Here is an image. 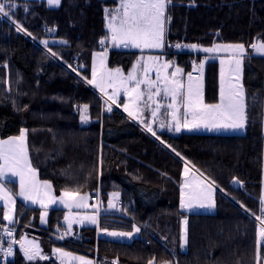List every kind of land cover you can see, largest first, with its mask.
<instances>
[{
	"label": "trees",
	"instance_id": "1",
	"mask_svg": "<svg viewBox=\"0 0 264 264\" xmlns=\"http://www.w3.org/2000/svg\"><path fill=\"white\" fill-rule=\"evenodd\" d=\"M12 2L15 7L5 9L9 16L0 15V136L28 130L30 161L57 194L92 195L99 189L106 204L110 193L119 191L122 204L101 212L98 226L74 228L70 242L55 236L67 227L64 209H50L41 224L40 208L15 199L14 236L6 237L0 211V247H14V256L0 258V264H62L55 248L93 257L97 264H264V241L257 244L262 225L255 218L264 201V56L246 57L245 133L156 130L155 138L120 109L111 105L108 111L109 102L87 82L96 54L106 48L112 67L129 70L137 60L139 52L115 46L110 38L105 9L117 8L119 0H60L58 6L47 0ZM167 15V45L203 50L218 43L243 44L252 53V44L264 42V0H172ZM168 57L186 72L195 58L204 60L190 49ZM76 64L80 76L67 67ZM219 90L220 63L206 60V100L218 101ZM85 104L91 117L87 125L80 119ZM188 162L217 187L215 211L181 208ZM8 183L16 193V184ZM185 218L186 250L181 246ZM137 224L142 235L132 241L97 234L99 229L132 231ZM25 234L40 239L42 256L27 259Z\"/></svg>",
	"mask_w": 264,
	"mask_h": 264
},
{
	"label": "snow or ice",
	"instance_id": "2",
	"mask_svg": "<svg viewBox=\"0 0 264 264\" xmlns=\"http://www.w3.org/2000/svg\"><path fill=\"white\" fill-rule=\"evenodd\" d=\"M49 6L60 4V0H47ZM172 3V0H119V7L115 9H105L106 18L108 19L107 27L110 30V38L115 46L135 47V48H149V49H162L164 47V39L166 33V24L170 23L171 17L166 14L168 5ZM15 7L12 0H4L0 2V15L5 17L9 16L10 12L6 11ZM26 31L24 29H20ZM46 31H54V29H46ZM31 35L30 33H28ZM108 39L107 37L105 40ZM105 40H101L100 43L104 44ZM43 44L47 45L48 41H42ZM63 43H67L64 41ZM174 47L177 49L181 47L197 48V45H181L176 44ZM251 48L258 54L264 55V42H258L252 44ZM230 51L232 57L235 60V76H230L229 84L227 89L224 86L223 70L221 71V85H220V96L219 103L217 104H205L203 99L202 84L197 82L195 89L193 88V77L191 73H188L189 84L187 87V95L182 98L183 106L186 108L185 121L181 125L177 119L176 113L179 111L180 105L177 104V98L181 96V89L183 85L179 79H176L177 74L183 72V69L176 67L172 73V78H169L167 74L161 77L159 71L157 72V80L151 79H137L136 71L137 66L140 65L141 60H137V64L133 66L131 72L125 77L121 69H107L105 65L106 53H97L99 58V64L104 73L109 79L116 81L117 92L122 87L127 92L129 103L123 105L124 110L128 112L129 116L140 120L139 115L140 103L143 101L148 107H151V116L155 118L160 112V109L165 107L161 104L156 97L161 95L163 91L165 97H170L172 103L167 105V108L172 109V119L176 122L174 130L176 132L181 131L182 128L187 130H197L200 128L208 129H243L245 126V92L243 84L241 83L240 77V65L245 48L243 44H232V45H214L211 48H204L203 51L206 53H214L218 51ZM142 59V58H141ZM158 57H148L149 61H157ZM225 62L221 60L223 65ZM71 67V65H69ZM159 67L167 69L169 63L160 65ZM200 67L203 68V62ZM75 71V69H73ZM144 72L148 71V67L143 68ZM97 72L93 69L92 79L88 80L89 84L95 85L100 89L101 92L107 97L106 103L111 101L115 103V96H109L106 87H115L116 85L105 84V76L100 75L99 80L97 79ZM134 81L135 86L129 88L128 82ZM159 81V83H157ZM141 84H146L148 92L147 94L141 91ZM155 89V91H153ZM146 97V99H145ZM150 102V103H149ZM154 105V107H152ZM83 110L80 116L81 121L86 122L89 117L87 115L88 105L82 106ZM108 111H111V105L108 106ZM187 112H190L192 119H187ZM143 123V121L141 120ZM160 128H164L163 122L159 125ZM145 128L153 136L156 135L155 131L149 124H145ZM27 129H21L19 136L9 137L7 140H0V177H5L9 173L12 176H18L20 178V192L19 195L24 197L26 200H31L33 203H40L42 207L47 209V205L43 199L37 200L33 195L29 194L30 190H35L34 177L36 170L32 167L31 161L28 156L27 146ZM171 148V145H168ZM175 152V149H172ZM177 155H179L177 153ZM190 163V162H188ZM190 169L187 164L184 168V174L187 177ZM212 183H205L204 181L197 180L196 183H192L185 180L182 185L181 191V208L192 209L194 206L199 207H213L214 201L212 199L213 187ZM42 187L48 191L45 196L48 197V203L55 204L57 202L66 204L69 208L75 204L76 207H84L85 204L82 201L87 200V196L78 197V193L65 190L63 196L57 200L56 197L49 195L51 191V185L45 181ZM116 195V194H114ZM0 201L4 202L8 206V213L5 214V219L12 220L13 216L11 213L14 211L15 199L9 193L7 189L0 184ZM195 202V203H194ZM261 216H264V201L261 203L260 208ZM47 212L41 216V220L44 221ZM255 216V213H253ZM261 216L255 217L262 225L259 230L258 246L261 241H264V219ZM67 220L68 217H65ZM92 222L96 223L95 217H92ZM187 221H185V224ZM71 228V222L68 225ZM106 231V230H105ZM139 232V229H136ZM115 237H130L131 232H111L108 233ZM67 235V233H65ZM63 239V236L61 237ZM184 243H187V229L185 228ZM183 247V245H181ZM4 249L0 248V252ZM25 255L27 259L33 260L39 257V251L30 252L25 249ZM60 254L61 258L71 257L70 253L64 252L62 249L55 250ZM12 253V246L9 245L6 251V255ZM47 257H45L46 259ZM74 260H78L80 264H93L92 261L86 260L83 257H71ZM259 260V248H257V261ZM149 264H152L150 261ZM163 264H169L165 261Z\"/></svg>",
	"mask_w": 264,
	"mask_h": 264
},
{
	"label": "rangeland",
	"instance_id": "3",
	"mask_svg": "<svg viewBox=\"0 0 264 264\" xmlns=\"http://www.w3.org/2000/svg\"><path fill=\"white\" fill-rule=\"evenodd\" d=\"M47 41L48 42L52 41V37H51V39H49ZM166 45H167V43H166V33H165L164 47L162 49H151L150 50L149 48H144V49H140L139 48L140 50H138V51H140V53L138 54L137 60L138 59L141 60V63H140V65L137 66L136 76H137V79H145V78H147V79H151V80L155 81V80H157V72L158 71H159L161 77H163L165 74H167L169 76V78H172V73L175 71L176 67H179V68L183 69V72L180 73V74H177V77H176V79H179L181 84L183 85V88L181 89V96L177 98V104L180 105V107H179V111L176 113L177 119L180 121L181 125H183V123L185 121L186 108L183 106L182 98L186 97V96H184V94H186L185 93L186 92V88L188 87V84H189L188 73H191V72H186L185 68L182 67L181 65H179L177 63L176 59L167 57V54L164 53V51L166 49ZM217 45H232V44L218 43ZM244 48H245V51H244V53H245V52L248 51V48L245 45H244ZM47 49H48V47H47ZM145 49H149V50H145ZM106 50L109 51V49L106 48L105 51L101 52V53H106L105 65H106V68L109 69V70L119 68V69L122 70L123 75L126 77L131 72L133 66L137 64V60H136L134 65L129 70L125 69L123 66L112 67L108 63L107 51ZM221 52H223L225 54H223ZM211 54H213V55L208 56L207 59H210V58L215 59V58H217V60H219V63L221 62V60H223L225 62L223 65L220 63V77H221V71L223 70L224 86H225V89H227V86L229 84L230 76H235V74H236L235 71H234V69L236 67L235 60L232 57V54H231L230 51L221 50V51L214 52V53H211ZM214 55H216V56L214 57ZM150 56L151 57H158L159 59L157 61H155V62L149 61L148 57H150ZM240 59H241V65H240L241 83L243 84L244 92L246 94L245 78H244L246 58H245V56H242V57H240ZM205 61H206V59H204V62ZM165 63H169V67L166 70L161 68V67H159L160 65L165 64ZM145 66L148 67V71L147 72L143 71V68ZM199 66H197L195 69H198ZM94 68H95V70H96V72L98 74L97 75V79L98 80H99L100 75H104L105 76V84L106 85H110V84L116 85L115 87H106V91H107L109 96H115V101H117V103L119 105H121L122 108L124 109L123 105L126 104V103H129V98H128L127 92L122 87H120L119 88V92H117V87H119V85L116 84V81H114L112 79H109L107 77V75L104 73V69H102L100 67L99 58L97 57V55H96L95 61H94ZM192 77H193V81H192L193 87H196L197 82H200L202 85L204 84V82H205V63H203V68H201V74L199 76H192ZM157 83H159V81H157ZM134 86H135V82L134 81H129L128 82V87L129 88L134 87ZM140 89H141V91H143V92H145L147 94L148 89H147V85L146 84H141ZM153 91H155V89H153ZM101 94L104 96V100L106 101L107 97L105 96V94H103V92ZM145 99H146V97H145ZM156 99L161 104L165 105V107L160 109V112L157 114L155 119H157V122L159 123V125H160L161 122L164 123V122H166V120H168L167 128L168 129H174L176 122L172 119V115H171L172 114V109L167 108V105L172 103L171 98L170 97H165V95H164V93L162 91L161 95L157 96ZM122 101H124V102H122ZM152 107H154V105H152ZM140 109H141V111H140L139 115H140V117L142 119L153 118L151 116V107H148L143 101L140 103ZM82 110H83V107L81 108V113H82ZM87 115H88L89 119L86 122L81 121L83 125H87V124H89L91 122L89 107H88ZM163 118H167V119H163ZM187 119L189 121L192 119V115H191L190 112H187ZM182 130L183 131H195V132H199V133L235 131L234 129H223V128H221V129L200 128V129H197V130H187V129L182 128L181 131ZM194 175L195 176H193L190 179H188V181H190L192 183H196V181L199 180V181H204L205 183H209L208 181H205L204 178H200L199 174L195 173ZM212 187H213L212 199L214 201V206L213 207H211V208L203 207L202 208V207H199V206H194L192 209H188V208H182V209H184L186 211H206V212L215 211V209H216V190H217V187H215L213 184H212ZM13 194L14 193L12 192L11 195L13 196ZM13 197L15 199V196H13ZM263 198H264V181H263ZM1 208L4 209V217H5V214L8 213V211H9L7 204L2 202V201H0V211H1ZM11 215L13 216V219L11 221L7 220V219H5V220H6V227H7L6 235L12 237V236H14V234L16 232V227H18L17 225L13 226V224L16 221L15 204H14V211L11 213ZM44 220H46V218H44ZM185 221H187L186 224H185ZM137 228L139 229V232L136 231ZM185 228L187 229V240H188V220L186 218L183 219V221H182V244H183V249L184 250H186V248H187V243L186 244L184 243ZM71 232H72V234H71V238L70 239H65V238L61 239V237H62L61 233L56 234L55 236L58 239H60V240H68L70 242H73L74 241L73 231L71 230ZM111 232H125V233L126 232H131L132 235L130 237H127V236H125V237H115V236H111V235L108 234V233H111ZM140 232H141V228L137 224L136 227L132 231L117 230V229H102L100 234L103 237L110 238V239H115V240H119V241H132L135 238L140 236V234H141ZM22 238L24 240L25 249H28L30 252L38 250L39 253H40L39 256H42L43 248H42L40 239L36 235L25 234ZM56 249H62L64 252L70 253L71 257H83L86 260L92 261L93 264H97V261L95 260V258L89 257L87 255H83V254H81V253H79L77 251H73V250L65 249V248H55L54 251ZM54 254H57L59 259H61L62 264H80V262L78 260H74L71 257H64L62 259L60 254H58L56 251L54 252ZM13 256H14V251H12V253L10 255H6L5 253H0V258L2 260H4V261H6L9 258H12ZM258 264H260V263H258Z\"/></svg>",
	"mask_w": 264,
	"mask_h": 264
},
{
	"label": "crops",
	"instance_id": "4",
	"mask_svg": "<svg viewBox=\"0 0 264 264\" xmlns=\"http://www.w3.org/2000/svg\"><path fill=\"white\" fill-rule=\"evenodd\" d=\"M119 6L120 5H118V7ZM166 14H167V9H166ZM106 23H108V19L107 18H106ZM166 29H167V24H166ZM166 43H167V40H166ZM125 49L137 51V52L140 53V51H138V50H140L139 48L127 47ZM186 49H190V51H192L194 54H198L200 56H203V59L212 60V58L207 59L208 56L213 55L211 53H206V52H204L201 49L200 50L199 49H194V48H192V49L191 48H186ZM145 50H149V49H145ZM104 51L105 50H103V52ZM106 51H107V58H108L109 51L108 50H106ZM221 53H223V52H221ZM223 54H225V53H223ZM254 55L255 56H264V55H261V54L256 53L254 50H253L252 53H249V51H247V52H245L243 54V56H245V58L247 56H254ZM215 56L216 55H214V57ZM214 60H217V58H215ZM202 62L205 63L204 60H202ZM197 70L201 74V67L200 66L198 67ZM220 85H221V77H220ZM193 88L195 89V87H193ZM95 89L98 92L102 93L98 87L95 86ZM202 91H203V99H204V103L205 104H217V103H219V99H218V101H215V102H208L206 100L205 82L202 85ZM185 93L186 94H184V96L187 95V88H186V92ZM219 96H220V90H219ZM122 102H124V101H122ZM109 104L112 105V106H114V107H116V108H118V109H120L121 111H123L133 122H135L138 126H140L145 132H147L150 135H152V134L147 131V129L145 128V124L151 125V127L153 128V131H155V132H156V130L176 132L174 129H168L167 128V126H168V120H166V122H164L165 127L164 128H160L159 127V123L157 122V119H155V118H149V119H142L141 118L140 120H137V119L129 116L128 112L125 111L122 108V106L117 103V101H115V103H112L111 101H109ZM246 110H247V94H245V117H246V119H245V126H244V128L243 129H238V130L235 129V131H230V132H210V133H219V134H241V133H245L246 130H247V111ZM163 119H167V118H163ZM141 120L143 121V123L141 122ZM263 131H264V119H263ZM179 132H195V131H183L182 130V131H179ZM19 135H16V136H19ZM11 137H14V136H11ZM153 137L157 138L156 135L153 136ZM7 139L8 138H2L0 136V140H7ZM162 144L165 145L164 143H162ZM28 156H29V154H28ZM187 165L189 166L190 171H189V174H188L187 177L184 174V176H183V179H184L183 184L185 183V180H188L191 177L195 176L194 175L195 173L199 174L200 175V178H204L205 181H208L209 183H212L207 177H205L201 172H199L191 164L187 163ZM32 167L36 170L35 177H34V182H35L36 187H35V190H30L29 191V194L30 195H33L37 200L43 199L44 200V203L47 205V209H45V207H42L40 203H33L31 200H26V199H24V197H22V196L19 195V192H20V178L18 176H12L9 173L5 177H0V184H2L3 187L5 189H7L10 194H12V192H13L14 193L13 196H15V199H19L26 206H34L36 208H40L42 210V214H44L45 211H46L47 212V214L45 216L46 220H44V221L41 220V224H46L47 217H48V211L50 209H53V208H61V209H64L65 210V217H68V219L67 220L64 219V222H65V224H66L67 227L69 225V222H71V228H69V227L68 228L70 230H72V231H73L74 228L80 229V228L85 227V226H98V224H99V216H100L101 212H110V211H116V210H119L120 209V205H117V203L120 200H122L121 192H119V191L111 192L110 193L109 200H108V202L106 204L103 203L101 199L98 202L97 201H93L91 199V194L90 193H87V194H80V193H78V197L77 198L83 197V196H87V200L86 201H82V203L85 204L84 207H76L75 204H73V206L71 208H69L66 204L59 203V202H57L55 204L48 203V197L45 196V193L48 190L46 188L42 187V185H43V183L45 181L49 182V184L51 185V191H50L49 195L52 196V197H56L57 200H59V198L61 196H63L64 191L61 192V193H59V194H57L55 192V189H54V186H53L52 182H50L49 180H43V179H41L38 170L33 165H32ZM8 182H14L16 184V186H17L16 193L13 190H11L12 187L9 186V183ZM234 183L236 185H239V182L237 180H235ZM71 192H73V191H71ZM75 193H77V192H75ZM114 194H116V195H114ZM98 209H100V211H98ZM92 217H95L96 223H93L92 222V219H91ZM140 228H141V226H140ZM101 231H102V229H99L98 230V232H97L98 236H102L100 234ZM140 233H141L140 234V236H141L142 235V228H141V232ZM54 252L55 251L53 250V254H54ZM54 256H56L58 258V260L61 262V259H59V257L57 256V254H54Z\"/></svg>",
	"mask_w": 264,
	"mask_h": 264
},
{
	"label": "built area",
	"instance_id": "5",
	"mask_svg": "<svg viewBox=\"0 0 264 264\" xmlns=\"http://www.w3.org/2000/svg\"><path fill=\"white\" fill-rule=\"evenodd\" d=\"M51 34L53 35L54 32L51 31ZM176 44H178V43H172V44H170L169 46L166 47V49H165L164 52L166 54L176 53V52H180V53L185 52V48L184 47H181L179 49H177L176 47H174ZM44 47L47 49L46 46H44ZM200 63H201V59H199V58L198 59L195 58L194 61H193L194 66L200 65ZM67 67L71 71H73V69H75V71H73V72L76 73L78 76H80V74H79V72L77 70V67H78L77 64L75 66H71V67H69V65H67ZM191 74L193 76H198L200 74V72L193 68ZM91 199L93 201H97V202L100 201V191H99V189H96V190L93 191V193L91 195ZM121 204H122V201L120 200L117 203V205H121ZM98 211H100V209H98ZM65 233H67V235H65ZM61 234H62L63 238L70 239L72 232H71V230L69 228H63L62 231H61ZM6 237H8V235H6ZM0 248H3L4 249V251L3 252H0V253H6L8 246L2 245ZM13 248L14 247L12 246V251H13Z\"/></svg>",
	"mask_w": 264,
	"mask_h": 264
},
{
	"label": "water",
	"instance_id": "6",
	"mask_svg": "<svg viewBox=\"0 0 264 264\" xmlns=\"http://www.w3.org/2000/svg\"><path fill=\"white\" fill-rule=\"evenodd\" d=\"M120 48H124L123 46H120Z\"/></svg>",
	"mask_w": 264,
	"mask_h": 264
}]
</instances>
